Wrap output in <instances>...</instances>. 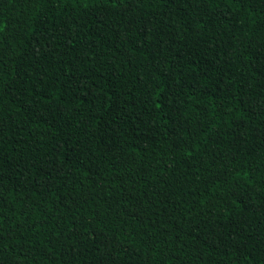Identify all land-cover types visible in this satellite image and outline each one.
I'll list each match as a JSON object with an SVG mask.
<instances>
[{
	"label": "trees",
	"instance_id": "obj_1",
	"mask_svg": "<svg viewBox=\"0 0 264 264\" xmlns=\"http://www.w3.org/2000/svg\"><path fill=\"white\" fill-rule=\"evenodd\" d=\"M0 264H264V0H0Z\"/></svg>",
	"mask_w": 264,
	"mask_h": 264
}]
</instances>
